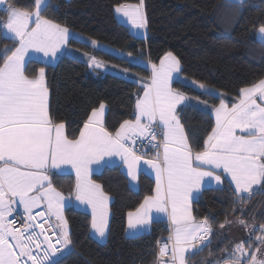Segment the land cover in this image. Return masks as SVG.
Here are the masks:
<instances>
[{
    "label": "snow or ice",
    "instance_id": "obj_1",
    "mask_svg": "<svg viewBox=\"0 0 264 264\" xmlns=\"http://www.w3.org/2000/svg\"><path fill=\"white\" fill-rule=\"evenodd\" d=\"M142 4L143 0L140 6L119 5L115 10L127 17L133 28L142 29L146 27ZM47 6L48 0H35V10L28 12L9 0H0V12L6 17L0 19V35L15 45L0 52V264H57L52 255L71 241L63 216L69 202L54 186L53 178L70 171L76 176V199L91 208V228L103 238L108 197L89 177L92 165H111V158L117 156L132 180L137 179L141 161L155 173L154 194L146 196L134 213H128L129 228L150 225L162 214L172 225L171 244H163L155 264H188L211 243L210 218L197 222L191 207L205 184L211 186L215 181V190L222 191V185L230 181L235 186L234 202H244L264 188V80L241 88L231 107L221 98L212 112L215 126L202 149L196 150L198 144L193 145L178 115L179 108L191 106V98L173 87L181 66L169 52L158 66L151 64V82L143 85L133 120L121 123L115 134L109 132L101 103L87 117L79 135L69 138L66 124L56 123L50 111L44 68L32 77L26 75L29 63L56 59L70 38L66 27L43 16ZM259 33L256 39L264 46V25ZM92 66L102 64L90 57ZM191 84L203 95H213L205 84L194 79ZM137 145L146 151H139ZM152 150L151 158L145 159ZM35 209L40 211L34 214ZM14 214L20 216L19 227L10 219ZM239 223L255 230L243 219ZM260 231L257 240L264 246V224ZM259 251L260 247L255 252L245 251V244L237 243L222 264H264Z\"/></svg>",
    "mask_w": 264,
    "mask_h": 264
},
{
    "label": "trees",
    "instance_id": "obj_2",
    "mask_svg": "<svg viewBox=\"0 0 264 264\" xmlns=\"http://www.w3.org/2000/svg\"><path fill=\"white\" fill-rule=\"evenodd\" d=\"M9 2L22 11L35 10V0ZM138 3L141 0H48L43 16L71 31L74 37L68 47L86 54L87 59L63 55L54 66L32 62L26 75L32 77L44 68L50 111L56 123L66 124L69 138L79 135L87 117L101 103L107 107L105 127L109 132L115 133L125 120H133L135 102L150 77L151 64H158L169 52L180 62V76L190 83L178 80L173 87L212 108L221 98L231 106L241 88L264 80V46L256 39L257 30L264 25V0H244L240 4L226 0H143L146 27L142 37L134 36L114 11L119 5ZM3 18L5 14L0 12ZM6 47L15 45L0 35V52ZM90 57L100 61L103 68L89 67ZM193 79L205 84L213 95H203L191 84ZM178 115L193 145L198 144L196 150L202 149L214 127L211 112L191 105L179 108ZM153 154L154 150L150 151L145 159ZM91 179L111 199L106 240L100 243L90 235L87 213L67 207L64 219L70 249H63L57 264H154L157 240L169 235L167 223L153 222L148 233L135 237L124 233L126 215L152 195L153 180L141 173L138 188L133 190L117 166L105 167ZM53 184L67 197L74 192L71 175L56 176ZM222 188L203 189L191 205L197 221L210 218L212 234L208 247L193 255L188 264H222L237 244L229 225L241 219L255 226L253 230L241 225L246 233L241 242L245 251L255 252L260 247L259 255L264 250L257 240L264 224V188L244 202H234L229 183ZM222 223L224 228L220 227Z\"/></svg>",
    "mask_w": 264,
    "mask_h": 264
},
{
    "label": "crops",
    "instance_id": "obj_3",
    "mask_svg": "<svg viewBox=\"0 0 264 264\" xmlns=\"http://www.w3.org/2000/svg\"><path fill=\"white\" fill-rule=\"evenodd\" d=\"M243 1H244V0H242V2H243ZM242 2L235 3V4H240V3H242ZM127 21H128V20H127ZM128 24H129V23H128ZM128 24H126V25H127V26H130V25H128ZM69 33H70V38L74 37V34H73L71 31H69ZM258 35H260V33H259V29H258L257 32H256V38H257ZM140 36H141V37L144 36V31L142 32V34H141ZM137 37H139V36H137ZM70 38H69V39H70ZM69 39L66 41L65 46H63V47L61 48L60 52L57 53V57H56V59H52L51 57H49L47 60H44V59L42 58L41 60H39V62H41V63H43V64H46V65H52V66H54L55 64H57L58 60H59L60 57L63 56V55H67V56L74 57V58H77V59H82V60L87 59L86 54H83V53H81V52H78V51L73 50V49H71L70 47H68V41H69ZM163 57H165V55H164ZM163 57H162V58H163ZM162 58H161V59H162ZM161 59H160V60H161ZM159 63H160V61H159L158 64H156V65L158 66ZM92 67H93V66H92ZM94 67H95V66H94ZM94 67H93V68H94ZM102 68H103V66H101V67H99V68H97V69H102ZM38 73H39V71L37 72V74H38ZM174 75H175V74H174ZM178 77L180 78V72H179L178 75H175V79H178ZM150 78H151V74H150V77H149L148 81L146 82V84H148V83L151 82ZM175 79H174V80H175ZM179 80H180V81H183V82L186 83V84H190L188 81H185L182 77H181ZM45 83H46V82H45ZM143 92H144V90H143ZM143 92L140 94L139 97H142V96H143ZM239 94H240V93H239ZM238 97H239V96H238ZM257 99H258V98H257ZM234 102H237V99H236ZM258 102H259V99H258ZM189 103H190V105L195 106V107H197V108H199V109H201V110H204V111H210V112H211V115H212L213 109L215 108V107L212 108V107L206 105L205 103H201V102L198 101V100L195 101V99H190ZM218 106H219V105H218ZM218 106H216V107H218ZM228 106H229V105H228ZM229 107H231V106H229ZM98 108H99V107H98ZM98 108H97V109H98ZM106 109H107V107L105 106V111H106ZM212 117H213V120H214V126H215V117H214L213 115H212ZM113 134H115V133H113ZM105 159H108V158L106 157ZM111 159L113 160V164H111V165H105V166H103V167H98L97 165H92L93 171L91 172L89 178L91 179V176H92V175L99 173V172H100L103 168H105V167L117 166V167H119V168L121 169V171L125 174V176H126V178H127V180H128V184H129V186H130L133 190H136V189L138 188V177H139V175H140L141 173H144V174L148 175V176L153 180V182H154V188H153L152 195L154 194V190H155V187H156L155 173H154L150 168H148L147 165L143 164V161H141V170L137 173V179H136V180H132L131 177H129V176L127 175V167L123 164V162H122V158L119 157V156H117V157H112ZM65 175H71V176L74 178L75 183H76V176H75V172H74V171H70V174H65ZM91 181H92V179H91ZM92 182H93V181H92ZM93 183H94V182H93ZM228 183L230 184V181H229ZM95 184H96V183H95ZM230 185H231V184H230ZM231 187H232L233 190L235 191V186H234V185H231ZM254 187H256V186H254ZM205 188H216L215 181H212V182H211V186H209L208 184H205L204 189H205ZM62 195L65 197L66 201L69 202V204H68L67 207H73V208H75L76 210L81 211V212H84V213H87V214L90 216V230H89L90 235H91L96 241H98V242H100V243L105 242V240H106V234H107V229H108V224H107V228H106V234H105V236H104L103 238L98 237V236L94 233V231L92 230V228H91V221H92L91 208H90L87 204H82L80 201H78V200L76 199L75 188H74V192H73V194H72L70 197H67V196H65L64 194H62ZM247 195H248V194H245V196H247ZM106 196H107V195H106ZM107 197H108V222H109V218H110V202H111V199H110L109 196H107ZM143 201H144V200H143ZM143 201H142V203H143ZM67 207H66V208H67ZM66 208H65V209H66ZM65 209H64V210H65ZM64 210H63V216H64ZM38 211H40V209H35V210H34V214H35V212H38ZM135 211H136V210L131 211V212L134 213ZM153 215H156V214L154 213ZM37 218L40 219V217H37ZM53 220H54V218H53ZM156 221H164V222H166L167 225H168L169 234H170V230H171V228H172V225L170 224V222L167 220L166 217H164V216L161 214V215H160V218H159L158 220H156ZM156 221H155V222H156ZM197 222H199V221H197ZM152 223H153V222H152ZM152 223H151L150 225H147V226L137 225L135 229L129 228V216H128V214H127V215H126V221H125V230H124V233H125V235H126L127 237H135V236H138V235H142V234L148 233V232L150 231V228H151ZM167 237L169 238V235H168ZM209 237H210V236H209ZM209 237H208V239H209ZM55 239H56V238L53 237V241H52L53 243H55ZM59 248H61V245H60Z\"/></svg>",
    "mask_w": 264,
    "mask_h": 264
},
{
    "label": "rangeland",
    "instance_id": "obj_4",
    "mask_svg": "<svg viewBox=\"0 0 264 264\" xmlns=\"http://www.w3.org/2000/svg\"><path fill=\"white\" fill-rule=\"evenodd\" d=\"M132 5L140 6L141 4L138 3V4H132ZM115 9H116V8H115ZM114 11H115V15H116L117 19H118L121 23H123V24H128V23H129V22L127 21V20H128L127 17H124L123 15L117 13L116 10H114ZM128 25H130V26H128V27H129V29H130V32H131L134 36H136V37H137V36L141 37L140 35H141L142 32H143V28H142V29L133 28L132 25H131V23H129ZM180 78H181V76H180ZM180 78L178 77V79H175L174 81H178ZM191 99H193V98H191ZM195 101H196V100H195ZM108 224H109V222H108ZM229 227H230L229 229H230V235L232 236V240H233V241H234V240L237 241V242L234 241L235 243H241V242H242V239L245 237L244 234H246V233H243L242 228H241V224H239L238 221H234V222H232V223L229 225ZM231 253H232V252H231ZM231 253H229L227 256H229ZM257 255H258V254H257ZM258 257L261 258V259H264V250L261 251V253L258 255Z\"/></svg>",
    "mask_w": 264,
    "mask_h": 264
},
{
    "label": "built area",
    "instance_id": "obj_5",
    "mask_svg": "<svg viewBox=\"0 0 264 264\" xmlns=\"http://www.w3.org/2000/svg\"><path fill=\"white\" fill-rule=\"evenodd\" d=\"M136 147L138 148L139 151H145L146 150V149H140L139 145H137ZM10 219H15L17 221L16 226L17 227L20 226V216L18 214H14L13 217H10ZM37 231H39V229H37ZM164 243H169V247H170L171 242L169 241L168 237L161 238V239L157 240V242H156V257L159 253V249L163 246ZM62 254H63V249L61 251L57 252L55 255H52L50 253V255H52L53 261H56L58 258H60L62 256ZM165 259H167V257H165ZM155 262H154V264H155ZM29 264H31V262H29Z\"/></svg>",
    "mask_w": 264,
    "mask_h": 264
},
{
    "label": "water",
    "instance_id": "obj_6",
    "mask_svg": "<svg viewBox=\"0 0 264 264\" xmlns=\"http://www.w3.org/2000/svg\"><path fill=\"white\" fill-rule=\"evenodd\" d=\"M37 220L39 221L40 219L37 218ZM56 247L59 248L60 244H57ZM69 249H70V246L68 245L67 248L65 249V251L67 252V251H69Z\"/></svg>",
    "mask_w": 264,
    "mask_h": 264
}]
</instances>
